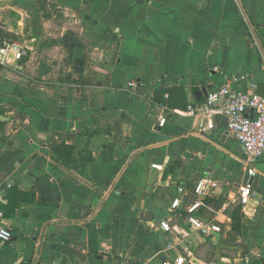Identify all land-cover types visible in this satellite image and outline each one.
<instances>
[{
    "label": "crops",
    "instance_id": "crops-1",
    "mask_svg": "<svg viewBox=\"0 0 264 264\" xmlns=\"http://www.w3.org/2000/svg\"><path fill=\"white\" fill-rule=\"evenodd\" d=\"M27 9L40 18L20 37L28 56L0 62V226L13 234L0 264H264V156L251 177L225 120L207 129L188 111L226 81L264 85V0H0ZM202 178L215 185L198 215L222 226L215 237L183 219Z\"/></svg>",
    "mask_w": 264,
    "mask_h": 264
},
{
    "label": "built area",
    "instance_id": "built-area-1",
    "mask_svg": "<svg viewBox=\"0 0 264 264\" xmlns=\"http://www.w3.org/2000/svg\"><path fill=\"white\" fill-rule=\"evenodd\" d=\"M29 49L19 41L10 36L0 34V62L8 60L11 53L16 61L28 56ZM137 82L131 81L129 86L135 87ZM188 111L194 115H201L206 121V128L213 129L217 118L225 120V128L232 133L242 145L244 153V164L248 168L249 175H255L254 164L264 156V96L257 93H249L245 90L233 88L228 81L217 89L207 92L204 102L200 106L190 104ZM256 112L251 116L250 112ZM165 117L161 116L159 124H165ZM215 184L202 178L196 182L193 188L195 198L185 207L183 219L191 232H199L205 236L215 237L222 233L223 228L220 224L204 220L198 215V210L202 206V197L211 192ZM252 191L251 179L241 188L240 202L247 204L250 201ZM179 193L184 190L179 188ZM182 198L175 197L171 202V209L180 210ZM4 216L0 209V219ZM159 228L165 233L172 234L178 231L177 227L170 224L167 219H162L158 224ZM13 234L9 228L0 226V239L10 241ZM184 257L177 256L172 263L184 264ZM122 264H142L134 260H126Z\"/></svg>",
    "mask_w": 264,
    "mask_h": 264
},
{
    "label": "rangeland",
    "instance_id": "rangeland-1",
    "mask_svg": "<svg viewBox=\"0 0 264 264\" xmlns=\"http://www.w3.org/2000/svg\"><path fill=\"white\" fill-rule=\"evenodd\" d=\"M22 14L23 15L19 14V11H13V10H6V11L0 12V25L1 26H5L6 28H12L13 30L19 31V32H21L22 30L23 32L22 35L15 34V37L10 36L16 41H23L24 39L21 40V38L28 39V37L33 35L35 27L38 28V26H40V23H39L40 18H39V15L35 11L31 12L30 9H27V11L22 12ZM59 14H62V13L59 11ZM22 17L24 18V21H23L24 24L20 25L19 21L22 20ZM44 23L48 24L49 22H44ZM49 25L46 27L44 25L42 26L44 28L50 29ZM25 30H27V32H25ZM2 32L6 33L7 31L3 30ZM236 204H238V202ZM190 235L191 234H189V236Z\"/></svg>",
    "mask_w": 264,
    "mask_h": 264
},
{
    "label": "trees",
    "instance_id": "trees-1",
    "mask_svg": "<svg viewBox=\"0 0 264 264\" xmlns=\"http://www.w3.org/2000/svg\"><path fill=\"white\" fill-rule=\"evenodd\" d=\"M2 35L13 36L12 34L0 32ZM167 89L156 90V99H161L162 96L167 92ZM0 113H2L0 111ZM2 122H0V125ZM5 141L4 136H0V145ZM73 153L74 147L73 145L67 144L64 139L58 140L57 142L52 144V154L54 159L62 165H70L73 162ZM25 264V263H22Z\"/></svg>",
    "mask_w": 264,
    "mask_h": 264
},
{
    "label": "water",
    "instance_id": "water-1",
    "mask_svg": "<svg viewBox=\"0 0 264 264\" xmlns=\"http://www.w3.org/2000/svg\"><path fill=\"white\" fill-rule=\"evenodd\" d=\"M256 93L259 94V95H262L264 96V85H260L257 90H256ZM7 119V116L3 115V114H0V122H3Z\"/></svg>",
    "mask_w": 264,
    "mask_h": 264
}]
</instances>
